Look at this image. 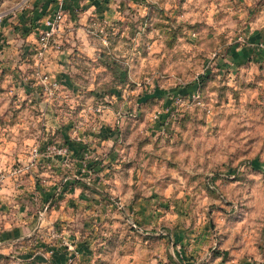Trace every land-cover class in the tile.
<instances>
[{
    "label": "rangeland",
    "instance_id": "rangeland-1",
    "mask_svg": "<svg viewBox=\"0 0 264 264\" xmlns=\"http://www.w3.org/2000/svg\"><path fill=\"white\" fill-rule=\"evenodd\" d=\"M27 1L0 0V264H264V0H121L56 88L11 52Z\"/></svg>",
    "mask_w": 264,
    "mask_h": 264
},
{
    "label": "crops",
    "instance_id": "crops-1",
    "mask_svg": "<svg viewBox=\"0 0 264 264\" xmlns=\"http://www.w3.org/2000/svg\"><path fill=\"white\" fill-rule=\"evenodd\" d=\"M120 2L121 0H63L61 4H58L56 0H28L27 3L20 5L17 11L8 14L5 17L6 20H11V22L14 24L13 26H15V30H24L22 33H17L20 42L18 41L19 45L15 46L14 50H11V52L16 50L17 53H26V55H30L33 59V62L31 64H35V69L38 72L40 70L48 72V83L52 81L53 84V86L51 87L56 88L58 84H67V82L70 81V78L65 72L64 67H66L67 55L69 54L70 49H72L70 46H73L72 44H75V38L80 37L79 39L82 40L84 38L83 34H86L84 30H82V23H84V21L82 22L81 18L83 17L85 20L89 14L90 16L93 15L102 17L105 20L106 16L109 15L110 8L118 6ZM58 7L62 12V20L59 29H57V31L51 38V41L55 46L53 47V44H51L48 49H46L41 55H39L36 46H38L37 35L44 27L42 20L46 15H48ZM78 10H80V13L77 14L78 18L76 20H78L77 22L79 23V25L77 27L79 28H76V26H71V23L75 20L74 18H72V16L74 15L71 16V14H73L74 11ZM66 16L68 17L66 18ZM64 19H66L67 21L63 22ZM66 42H69V44ZM82 42H84V40H82ZM60 43H62V45ZM59 44L61 46L59 49H57V46ZM76 48L79 47L77 46ZM80 50H82V48ZM40 82L41 81L37 78V80H35L34 82L36 83V86H32V88L36 89L38 87L39 89H41L42 84ZM62 135L63 139L66 141L67 136L65 135L64 131L62 132ZM81 140L82 139H78V141ZM78 141L77 143L81 145V143ZM68 145H73V147L75 148L73 140L72 142H69ZM61 183L64 182H60L59 185H44L46 186V188L40 190L41 192L39 193V195L43 198H52L54 196V192L58 189V186L60 187ZM43 212L44 215L43 217H41ZM53 215V213L48 214V217H51ZM45 216L46 214L44 210L38 211V214L35 215L37 223L35 221L31 228L35 229L37 226L39 227L42 220L44 219L49 222L52 218H54L52 217L51 219H47L45 218ZM13 230L16 229L14 227H6L5 233L8 234L9 231L13 233Z\"/></svg>",
    "mask_w": 264,
    "mask_h": 264
},
{
    "label": "built area",
    "instance_id": "built-area-1",
    "mask_svg": "<svg viewBox=\"0 0 264 264\" xmlns=\"http://www.w3.org/2000/svg\"><path fill=\"white\" fill-rule=\"evenodd\" d=\"M58 4H61L63 0H56ZM62 20V12L58 7L48 15H46L42 22L44 27L41 29L37 35V49L38 54L41 55L46 49L51 46V38L53 34L59 29ZM37 153L35 147L32 148V156L34 157ZM2 174H0V181L2 180Z\"/></svg>",
    "mask_w": 264,
    "mask_h": 264
}]
</instances>
